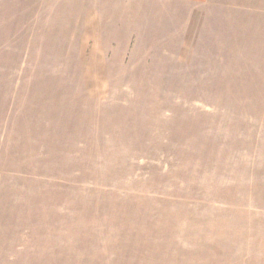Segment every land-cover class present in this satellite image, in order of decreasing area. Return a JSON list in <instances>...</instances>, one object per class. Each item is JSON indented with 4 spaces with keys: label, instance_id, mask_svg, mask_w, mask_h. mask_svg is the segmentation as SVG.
<instances>
[{
    "label": "rangeland",
    "instance_id": "1",
    "mask_svg": "<svg viewBox=\"0 0 264 264\" xmlns=\"http://www.w3.org/2000/svg\"><path fill=\"white\" fill-rule=\"evenodd\" d=\"M0 264H264V0H0Z\"/></svg>",
    "mask_w": 264,
    "mask_h": 264
},
{
    "label": "crops",
    "instance_id": "2",
    "mask_svg": "<svg viewBox=\"0 0 264 264\" xmlns=\"http://www.w3.org/2000/svg\"><path fill=\"white\" fill-rule=\"evenodd\" d=\"M189 1H195V2H196V1H198V2H199V1L201 2V1H202V2H203V1H205V0H189Z\"/></svg>",
    "mask_w": 264,
    "mask_h": 264
}]
</instances>
